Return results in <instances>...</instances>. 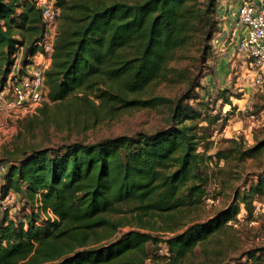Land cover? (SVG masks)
<instances>
[{"label":"trees","instance_id":"trees-1","mask_svg":"<svg viewBox=\"0 0 264 264\" xmlns=\"http://www.w3.org/2000/svg\"><path fill=\"white\" fill-rule=\"evenodd\" d=\"M53 2L60 12L45 70L47 100L22 119L25 127L39 126L34 120L41 115L47 125L87 129L133 106L165 108L167 124L57 147L13 143L0 193L13 191L30 211L19 218L2 214L0 264H145L148 244L161 242L165 264H183L197 246L238 222L241 209L251 219L255 202L264 203V135L254 133L252 144L226 138V149L207 154L214 119L203 114V100L189 103L209 67L216 0ZM42 32L34 0H0V87L17 47L33 52ZM180 59L185 64L175 66ZM176 82L187 84L177 97L141 98L151 86ZM217 98L232 104L226 89ZM249 158L258 172H251L255 179L247 188L235 189L233 202L219 214L187 221L207 196L211 162L224 172L236 160L244 170ZM130 220L138 228L117 234ZM243 257V264H264V247Z\"/></svg>","mask_w":264,"mask_h":264},{"label":"rangeland","instance_id":"rangeland-1","mask_svg":"<svg viewBox=\"0 0 264 264\" xmlns=\"http://www.w3.org/2000/svg\"><path fill=\"white\" fill-rule=\"evenodd\" d=\"M191 53L192 51L185 52L184 55ZM183 64H185L183 59L174 63L178 67ZM206 64L209 66L207 62ZM244 71L248 74V70L241 69L240 72L236 74L232 72L229 75L232 85L226 90L232 101L231 105L222 104L217 98L219 92L223 90L216 91L215 84L211 87L206 84L205 81L208 80L205 77L213 73L210 67L204 69V75L200 80L202 87H197L191 92L195 98L189 100V103L195 104V101L203 100L207 105V108L202 111L203 114L210 115L211 121L214 119L209 125L212 134L207 141V154H212L217 147L226 149L229 146V143L224 140L226 138H240L246 144H252L254 133L258 136L264 135V72L258 73L254 70L256 75L246 77L247 74H243ZM186 89L187 84L184 82L161 83L149 87L143 92L141 98L154 95L177 97ZM65 114L70 116L73 112H65ZM167 117L168 111L163 107L133 106L119 110L115 116H105L93 127L85 129L84 126L72 124H68L67 127L55 124L47 125L41 121L42 116L39 115L37 120H34L35 125L39 126H35L29 131L21 120L17 123L16 132L10 139L5 141L0 139V162L7 167L5 156L7 151L11 150L12 144L17 141L19 143L28 141L36 147H57L73 141L94 142L122 134L133 135L139 131L153 132L166 126ZM202 125H206V123H202ZM200 148V150L203 149ZM222 163L220 162V165ZM252 171L258 172L251 158L246 160L244 170H241L236 164V160H233L226 165L224 172H220L212 161L207 196L197 210L188 214L187 221H205L226 209L233 202L234 190L247 188V185L255 179ZM244 184L246 185L244 186ZM14 204L15 209L9 211L12 217L19 218L30 211V206L23 207L19 196L15 195ZM2 214L4 215V212L0 211V218ZM237 217L238 222L230 221L229 226L222 234L197 246L195 251L183 261V264H243L247 259V257H243L246 251L264 247V203L255 202L251 219L242 209ZM129 222L120 228L117 234L129 228H138L134 222L131 220ZM155 231H152L155 236H162L161 232ZM147 249L150 256L145 260V264L166 263V249L163 242L158 246L148 244ZM256 264L261 263L257 262Z\"/></svg>","mask_w":264,"mask_h":264},{"label":"built area","instance_id":"built-area-1","mask_svg":"<svg viewBox=\"0 0 264 264\" xmlns=\"http://www.w3.org/2000/svg\"><path fill=\"white\" fill-rule=\"evenodd\" d=\"M34 3L40 12L43 32L34 41L33 52L24 54L23 46L17 47L6 82L0 87V139L4 141L16 132L19 121L35 114L38 107L47 100L45 70L51 62L60 10L53 0H34ZM234 28L243 30L237 43L238 52L248 59L252 69L263 73L264 0L258 4L250 0L243 1L238 7ZM5 170L6 166L0 162V176ZM15 195L11 190L3 195L0 193L1 212L15 209ZM48 215L52 217L50 212Z\"/></svg>","mask_w":264,"mask_h":264},{"label":"crops","instance_id":"crops-1","mask_svg":"<svg viewBox=\"0 0 264 264\" xmlns=\"http://www.w3.org/2000/svg\"><path fill=\"white\" fill-rule=\"evenodd\" d=\"M245 0H216L215 17L218 21V30L211 39V54L207 63L213 71L205 77L210 87L215 84V90L229 89L232 79L229 75L248 70L246 77L256 75V71L249 66L248 59L238 52L237 43L243 34L241 28H234L237 19L238 7ZM258 4L261 0H250ZM234 30V33L231 32ZM206 85V86H207ZM217 85V86H216ZM208 89V87H206ZM2 181H0V185Z\"/></svg>","mask_w":264,"mask_h":264}]
</instances>
